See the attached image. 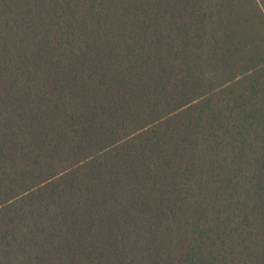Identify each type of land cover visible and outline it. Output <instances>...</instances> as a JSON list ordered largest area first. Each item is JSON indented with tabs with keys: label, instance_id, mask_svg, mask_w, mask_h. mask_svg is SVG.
Returning a JSON list of instances; mask_svg holds the SVG:
<instances>
[{
	"label": "trees",
	"instance_id": "obj_1",
	"mask_svg": "<svg viewBox=\"0 0 264 264\" xmlns=\"http://www.w3.org/2000/svg\"><path fill=\"white\" fill-rule=\"evenodd\" d=\"M0 264H264V0H0Z\"/></svg>",
	"mask_w": 264,
	"mask_h": 264
}]
</instances>
